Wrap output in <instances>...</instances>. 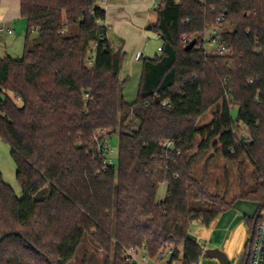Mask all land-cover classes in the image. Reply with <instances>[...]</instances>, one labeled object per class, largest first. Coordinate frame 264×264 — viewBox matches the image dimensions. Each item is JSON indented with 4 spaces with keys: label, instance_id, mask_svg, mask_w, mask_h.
Here are the masks:
<instances>
[{
    "label": "trees",
    "instance_id": "trees-1",
    "mask_svg": "<svg viewBox=\"0 0 264 264\" xmlns=\"http://www.w3.org/2000/svg\"><path fill=\"white\" fill-rule=\"evenodd\" d=\"M97 2L19 0L24 52L0 58V140L21 195L0 172V264H69L85 237L105 254L102 264H135L130 247L152 259L172 247L168 262L197 264L203 249L191 222L209 227L236 200L252 201L251 235L264 208V0H160L151 24L160 54L142 59L131 103L122 94L124 53L106 37ZM214 29L227 52L206 51ZM116 133L117 165L104 166L95 137ZM205 153L206 164L239 163L240 195L230 203L208 191L206 168L195 178Z\"/></svg>",
    "mask_w": 264,
    "mask_h": 264
},
{
    "label": "rangeland",
    "instance_id": "rangeland-1",
    "mask_svg": "<svg viewBox=\"0 0 264 264\" xmlns=\"http://www.w3.org/2000/svg\"><path fill=\"white\" fill-rule=\"evenodd\" d=\"M98 0V4H100ZM160 0H109L110 7L108 8V15L106 19V34L114 48L124 53L121 62L120 78L126 79L122 88L124 100L131 103L136 100L138 95L139 83L141 78V63L143 58H153L156 54H160L157 48L161 45V40L157 37L154 29H147L152 23L156 21L157 14L155 5ZM4 12V14H3ZM3 20L0 22V58L10 56L14 59H20L24 52V38L27 29V20L21 16L19 10L18 0H8L6 8L1 10ZM10 30V33L7 32ZM211 35L209 30L205 34V40H208ZM206 51L212 52L214 46L206 43ZM140 51L143 55L142 58L135 60V54ZM233 117L236 115V109H231ZM248 134L247 129L240 125L236 129L237 137L241 134ZM107 141V161L116 166L118 158V134H112L106 138ZM210 154L205 153L196 162L194 166V176L200 180L203 174V168H206L207 176L205 180L206 187L209 192L218 194L224 197L227 203L240 195V179L239 170L240 165L236 162L226 161L217 157L206 160ZM245 166V180L251 185V171L252 167L247 161L244 162ZM0 172L3 180L9 184L15 193L20 196L21 189L16 180L15 172L16 165L10 155L9 146L0 140ZM165 195V185H160L158 189V197L163 198ZM201 207H206V204L200 203ZM257 210V204L252 201L236 200L234 205L224 214V219L235 215L244 217H251ZM261 215H264V208L260 210ZM220 218V217H219ZM218 218V219H219ZM251 224L245 220L238 222L233 229L229 230L227 241L230 245L235 241L238 242L235 250L240 249L239 242L244 238V245L237 256H229L231 264H242L244 258L245 245L249 239ZM189 234L196 240L202 247L206 246L207 241V228L200 222L193 221L190 224ZM241 240V244L243 242ZM227 253V252H226ZM235 255V254H234ZM167 256V255H166ZM105 259V254L99 250L92 241L85 237L81 242L75 257L69 264H102ZM205 260H210L205 258ZM216 261L215 259H212ZM217 262V261H216ZM217 264H219L217 262Z\"/></svg>",
    "mask_w": 264,
    "mask_h": 264
},
{
    "label": "built area",
    "instance_id": "built-area-1",
    "mask_svg": "<svg viewBox=\"0 0 264 264\" xmlns=\"http://www.w3.org/2000/svg\"><path fill=\"white\" fill-rule=\"evenodd\" d=\"M159 7V4L155 5V9ZM218 20H222V17H220ZM10 32V31H9ZM159 38V36L157 35ZM183 40L186 41V37H183ZM209 45L214 46L212 52H218V53H225L228 51L227 47L224 44L220 43L219 35L216 29L211 30V35L209 39L206 41ZM158 51L161 50V47L159 46L157 48ZM211 53V52H210ZM141 53L138 52L136 55V58H140ZM94 54L92 51L89 52L88 57V65H92L93 63ZM19 97L17 100L19 101ZM161 105L163 107H169L170 105L166 102H162ZM103 132V131H100ZM241 139L244 142H247V134L243 133L241 134ZM96 146L97 149L102 156V163L104 166H106L107 163L110 164V162L107 161L106 157L108 154V148H107V141L105 139H101L99 137H95ZM173 253V248L169 247L164 249L161 252L162 256L170 255ZM246 260L244 264H264V215H261L259 213V218L255 222V224L252 227V234L250 235L249 241L247 243V253H246ZM126 259L130 262H133L135 264H145L147 261V256L144 254V256H139L138 249L134 247H130L126 249L125 251Z\"/></svg>",
    "mask_w": 264,
    "mask_h": 264
},
{
    "label": "crops",
    "instance_id": "crops-1",
    "mask_svg": "<svg viewBox=\"0 0 264 264\" xmlns=\"http://www.w3.org/2000/svg\"><path fill=\"white\" fill-rule=\"evenodd\" d=\"M8 0H0V11L4 10L6 8V2ZM100 4H98L99 6L103 7L105 9L106 12V18H105V22L104 24H106V19H107V15H108V8L110 7V4L108 3L109 0H100ZM19 2V0H18ZM4 14V12H3ZM2 13H0V22H6V20H3L2 17L3 16ZM10 30H7V32ZM10 33V32H8ZM107 37V34H106ZM108 38V37H107ZM109 40V39H108ZM110 41V40H109ZM140 52V51H138ZM137 52V53H138ZM135 54V60L139 61L142 58V53H141V57L140 58H136ZM141 68H142V63H141ZM121 72V69H120ZM225 215V214H224ZM224 215L221 216V214L217 217V219L209 226L206 227L207 228V241H206V246L202 247L201 245H199L203 251L205 249L208 248H219L220 250H222L223 252H227L226 255L228 258H230L229 256L233 255V256H237V254L239 253L241 246L244 245V238L245 237H241L242 239V244H241V240L239 242L240 245V249L239 250H235V246L238 242L235 243V241H233L234 243L230 245V242L227 241L228 239V234H229V230L233 229V227L235 225L238 224V222L241 223V221H244V218L241 215H233L231 217H229V219H224ZM220 217V218H219ZM219 218V219H218ZM139 256H144V251H138ZM235 254V255H234ZM169 259V255L167 256H163V258L161 259H152V258H147V261L145 262V264H182L180 260H174L171 262H168ZM197 264H217L216 261L210 259V260H205L204 257H202L199 262Z\"/></svg>",
    "mask_w": 264,
    "mask_h": 264
},
{
    "label": "water",
    "instance_id": "water-1",
    "mask_svg": "<svg viewBox=\"0 0 264 264\" xmlns=\"http://www.w3.org/2000/svg\"><path fill=\"white\" fill-rule=\"evenodd\" d=\"M147 29H151V25L147 27ZM195 40L190 41L185 49H190L194 46ZM159 101V100H157ZM46 192V188H43L39 192H37L33 200L35 202H40L43 200L44 193ZM203 257L208 259H215L219 264H231L229 258L226 253L220 250L219 248H208L203 251Z\"/></svg>",
    "mask_w": 264,
    "mask_h": 264
}]
</instances>
